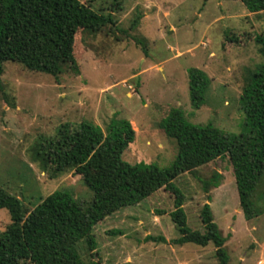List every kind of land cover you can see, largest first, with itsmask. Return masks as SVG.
Listing matches in <instances>:
<instances>
[{
  "label": "rangeland",
  "instance_id": "rangeland-1",
  "mask_svg": "<svg viewBox=\"0 0 264 264\" xmlns=\"http://www.w3.org/2000/svg\"><path fill=\"white\" fill-rule=\"evenodd\" d=\"M81 1L99 13H112L115 23L76 34L79 73L65 65L57 80L6 62L1 76L0 187L22 199L28 210L55 190L69 191L85 205L93 200V191L74 169L53 178L35 161V147L55 137L63 124L90 121L106 132L113 119L128 120L136 136L124 159L170 168L178 142L161 127L168 113L178 108L189 123L241 134L240 97L264 64L256 39L264 36V11L250 13L242 0ZM191 69L202 70L210 80L200 108L190 99ZM216 172L218 186L211 181ZM175 184L185 195L193 230L204 231L201 211L210 204L226 238L229 264H264V175L252 196L261 213L251 219L242 210L228 155L181 174ZM174 209V195L161 188L99 222L93 234L102 264H219L212 243L176 242L181 235L171 217ZM10 223L8 210L0 209V232ZM77 248L84 261L92 259L86 241Z\"/></svg>",
  "mask_w": 264,
  "mask_h": 264
},
{
  "label": "trees",
  "instance_id": "trees-1",
  "mask_svg": "<svg viewBox=\"0 0 264 264\" xmlns=\"http://www.w3.org/2000/svg\"><path fill=\"white\" fill-rule=\"evenodd\" d=\"M242 2L251 13L264 11V0ZM138 20H134L133 27ZM114 23L112 13H99L81 0H0V87L6 62L20 63L57 80L65 65L79 73L74 53L76 34L80 30L99 32ZM256 39L264 52V36L258 35ZM143 51L147 53L144 48ZM209 84L202 70H190V99L194 107L205 104ZM240 103L245 126L238 135L212 124L189 123L181 109H172L161 122L165 133L178 142L170 168L124 159L136 136L128 120L113 119L106 132L90 121L75 127L63 124L55 137L44 138L35 147V161L53 178L74 169L93 191V200L85 205L69 191L55 190L28 210L22 199L0 187V209H7L11 218V223L0 232V264H102L94 227L161 188L175 197L171 217L181 235L176 242L200 246L212 243L219 264H229L226 238L214 220L210 204L205 203L201 211L204 231L193 230L184 209L185 195L175 179L228 155L245 217L251 219L261 213L252 196L264 175V64L244 87ZM219 175L216 172L211 180L214 186H218ZM83 240L91 251L89 262L83 260L77 248Z\"/></svg>",
  "mask_w": 264,
  "mask_h": 264
},
{
  "label": "crops",
  "instance_id": "crops-1",
  "mask_svg": "<svg viewBox=\"0 0 264 264\" xmlns=\"http://www.w3.org/2000/svg\"><path fill=\"white\" fill-rule=\"evenodd\" d=\"M251 13V12H250Z\"/></svg>",
  "mask_w": 264,
  "mask_h": 264
}]
</instances>
